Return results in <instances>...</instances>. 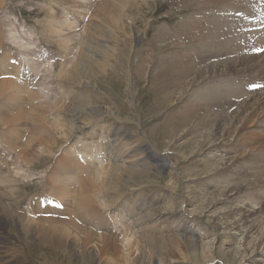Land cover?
Returning <instances> with one entry per match:
<instances>
[{
  "label": "rangeland",
  "instance_id": "374dc122",
  "mask_svg": "<svg viewBox=\"0 0 264 264\" xmlns=\"http://www.w3.org/2000/svg\"><path fill=\"white\" fill-rule=\"evenodd\" d=\"M0 1V47L12 42L16 49L29 55L44 48L53 56L49 63L38 67L41 79L37 88L5 76L11 86L0 97L3 112H7L11 97L28 99V92H33L35 103L46 105L41 113L39 107L32 105L34 114H42L48 123L52 122V130H47L51 146L40 153L33 167L18 168L20 171L14 167L9 138L4 136L8 134V126H0L3 130H0V141L3 138L7 141L4 152L5 162L10 163L8 169L12 170V177L17 170L21 172L17 180L19 191L14 193L17 197H0V216L6 223V227L0 229V235L4 236L6 245L18 243L26 254L25 257L20 254L18 264H89L54 243H45L35 237L17 216L21 214V203L24 206L28 201L25 197L44 187L45 172L49 174L50 168L55 166V154L85 130L86 134L94 130L92 137L86 136L87 141H100L104 137L106 144L111 142L119 150V155L126 154L121 159L128 160L121 163L119 158L116 161L111 158L110 162L87 173L85 185L89 187L93 179V191L89 192L91 198L85 203L93 201L94 216H98L101 209L113 207L123 197L132 201L133 209L141 203L149 209L161 205L164 212L170 208L177 211L171 219L166 220L163 216L142 229V238H137L138 233L132 231L133 220L127 224L129 227L126 223L121 224L112 235L97 232L98 236H113L112 240L119 247L112 246L104 252V242L99 238L82 243L81 253L91 249L89 242L99 243L95 252L99 262H105L109 257L111 264H116L118 258L124 259L125 264H147L151 258L146 248L159 238H168L172 226H181L180 231L198 239L200 247L193 250L183 243L179 245L178 253L160 252V255L174 259L171 264H264V243L258 250L248 249L239 259L233 252L241 248L242 237L233 232L223 234L201 214L202 211L213 214L224 210L226 206H215L207 199L211 193L228 187L240 190L244 199L241 203L247 202L260 209V198L264 201V156L251 161L245 156L264 139L255 138L251 133L247 143H241L248 131L257 130L256 125L251 124L248 130L242 129L228 140H218L216 145L191 156L185 157L181 151L187 146L180 149L183 142L204 138L216 125V116L191 98L202 83L201 79L194 83V75L202 66L199 61L205 64L210 55L205 52L195 56L194 52L200 53L198 42L202 30L211 24L212 16L204 15L226 9L224 6L228 5L225 4L231 0H132V5L119 20L106 19L98 12L100 16H97L95 6L99 0ZM234 1L239 3V0ZM250 2L258 8L256 15H261L264 7ZM84 14L87 18L76 19ZM250 16H253L252 12L248 13ZM195 28L199 29L198 33ZM92 45L96 52L90 49ZM69 70L72 73H66ZM228 79V85L222 82L215 86L216 89L219 91L221 87V91L233 92L234 82L241 78L229 76ZM21 121L18 126L23 124ZM77 124L86 129L72 135ZM26 131H29L28 127ZM256 151L254 149L253 156ZM116 163L124 166L114 172L111 166ZM223 163L227 164L224 169ZM1 172L7 175V168ZM78 177L83 178L81 174ZM72 193L65 190L50 195L71 207L74 204ZM10 202H18V208L16 203ZM226 204L231 206L233 202ZM5 206L8 211H4ZM164 225L168 227L160 229ZM122 228L120 234L123 235H116ZM152 248L158 251V247ZM8 252L11 253L10 248Z\"/></svg>",
  "mask_w": 264,
  "mask_h": 264
},
{
  "label": "bare ground",
  "instance_id": "6f19581e",
  "mask_svg": "<svg viewBox=\"0 0 264 264\" xmlns=\"http://www.w3.org/2000/svg\"><path fill=\"white\" fill-rule=\"evenodd\" d=\"M240 2L244 3L245 6L240 5ZM132 3V0H99L95 6V12H98L101 15L103 14L106 19H113L114 17L119 20V16H122V14L125 15L127 7L131 6ZM225 5H228L224 7L227 11L230 10V13H234V11H241V9L249 10L252 12L253 16L258 13V8L252 6L250 0H239V3L231 0ZM98 13L97 16H100ZM210 20L211 24H208L209 26L205 24L206 27L202 30L201 39L198 42V46H200V53L193 51L194 55L196 54L195 56L205 52L210 55L208 56V60L205 64L202 60L199 61V65L202 66L194 75V83L200 79L202 83L199 81L200 84L191 98H193V102L206 107L209 113L215 115V121L217 122H215L216 125L210 134H207L204 138L189 139L181 144L180 149L187 146L186 149L181 150L185 157H187V155L191 156L197 154L201 152V150H205L212 145H216L218 140H228L238 131L242 129L248 130L251 127V124H255L257 130L252 132L248 131L245 137L241 140V143L246 144L248 137L252 135L255 138L259 136L264 139V133H259L260 130H264V90L258 92H246V90L241 91L239 88L236 92H230L228 89H222L221 91V87L219 91L216 89V87L220 86L222 82V84L228 85L227 81L229 80V76H240L241 79L264 82V32H258L257 34L252 28L248 29L250 25L243 24L240 26L230 16H223L221 18L212 17ZM198 31L199 29L195 28V32L198 33ZM93 46L94 45H92L90 49L96 52V47L94 48ZM71 70L66 73H72ZM224 73H227L225 77ZM4 77H0V97L11 86L10 81L8 79H4ZM32 93L33 92H28V99L24 98L23 100L18 96L11 97L9 99L8 108L10 111L7 112H3V104L2 102L0 103V126L4 128L8 126L6 127L8 130H6L8 131L10 143L9 147L10 150H12L13 158L15 159V161H13L15 165L14 167L17 169H23L24 166L27 168L33 167L40 153H44V151L48 150V147L52 144L51 136H49L47 132L48 129L52 130V122L48 123V120L42 114H34L32 108V105L39 107V113H41L42 110L46 109V105L40 103L36 104V100L33 98ZM241 94H246V96ZM249 94H251V97H249ZM231 95H234L233 99L235 100L232 99ZM21 120L23 121V124ZM76 120L78 123L80 122V120ZM20 121V124L22 125L18 126ZM26 127L29 129L28 132L26 131L27 133H25ZM85 129L86 128H82L80 124H77L74 126L72 135H74L75 131L82 132ZM111 149L112 156H114L112 159H115L114 161L119 158L121 163L128 162L127 158L121 159V157H126V154L119 155V150L115 146H112ZM254 149L257 151L256 155L253 156ZM263 156L264 141L256 144L255 148L252 147L245 157L251 161L259 160ZM10 157L12 158V156ZM4 163V165L0 164V197L2 195H6L3 196L5 198L7 196L17 197L14 193L19 191V183L17 180L18 176L21 175V172H18V169L12 177V170L10 171V169H8L9 162ZM61 163L65 165L67 160H60L55 167L53 166L54 168L52 169L53 171L51 172L50 177L47 179L45 190L51 193H60L65 190L71 191L72 193L73 191L72 197L70 195L69 196L71 197V200H73L74 204L72 205L70 203L72 205L71 207L68 206L65 212L58 211L57 214H38L37 212L41 213V211L35 210L32 214L21 212L22 215L17 214V216L24 227L31 231L35 237L45 241V243L52 242L62 250L84 259L89 262V264H111V259L107 256L108 260H104L105 262H99L97 260L95 252L97 251L99 243L94 244L89 242L91 244V249L88 250V253H81L80 251L82 243L90 240H98L99 238L102 242H104V252L108 251L109 247L112 246L117 249L119 245L116 241L112 240L113 236H98L96 235L97 232L89 226L91 220L88 222V217H95L91 209L93 207V201L87 205L85 202L91 198L89 192L93 191V179L90 180L89 187L85 185V182L88 179L87 174L82 176L83 178L78 177L80 179H69L65 177L64 167L60 166ZM122 166H124V164L116 163L112 164L111 167L115 172L116 170L120 171ZM226 166L227 164L223 163L222 169ZM3 168H7V175L4 173L6 176H4L1 172ZM231 168L232 167L228 169ZM60 170H62V172ZM30 172L31 171H29V173ZM91 172L94 171L92 170ZM23 176L26 177L25 175ZM76 181L78 182V189ZM116 189L117 187H115V190ZM232 189H229V187L223 188L219 190V192L215 194L211 193L208 196L207 200L210 204H214L215 206L224 205L226 206L224 210L213 214L211 212L202 211L201 214L206 217V221H208L209 224H212L223 234L233 232V235H240L242 237L240 239L242 251L240 250L241 248H236L233 252V255H236L237 258L240 259L243 257L244 252L249 251L248 249H252L253 251L258 250V248L264 243V201L263 199L261 200L260 195H258L261 206L260 209L257 207L254 208L247 202L241 203L244 199L241 197L240 190L234 191ZM158 199L159 198H157V200ZM228 202H233V205L227 206L226 203ZM163 206H165V204ZM4 211H8L6 206ZM165 211L167 212L162 210L161 205L157 206L155 209L142 207L141 203L139 204V207L136 205L134 209L135 217L132 221V231L134 233H138L135 236H137V238H142V229L147 228L149 224L163 218V216L167 218L166 220L171 219L177 210L170 208L165 209ZM155 216L157 219H153ZM3 220L4 219L0 216V229L6 227V223ZM50 221L52 222L50 223ZM167 225L162 226L160 229L167 228L169 226ZM127 227L129 226L127 225ZM180 229L181 226H172L171 229L168 230L172 233H170L171 235H168L170 238H159V241H153L152 246L149 245L146 248L149 250V256L151 258L147 264H171L174 259H168L169 257L160 255V252L167 250L169 253H178L180 250L178 247L183 243H186V246L193 250L194 248L200 247L198 239L194 236L187 237V234H185L186 232H181ZM127 231L128 228L126 233H124V236L127 235ZM115 234H117V232ZM121 234L119 233L118 235ZM3 237L0 239V256H10L8 259L15 257L20 259L22 256L20 254L23 253L21 245L15 242L10 245H6ZM185 239L187 241H185ZM153 246L158 247V249H156L159 252L155 251L152 248ZM8 248L11 249V253L8 252ZM25 256L26 254H24V257ZM19 259L14 264H18ZM115 263L125 264V260H119L118 258Z\"/></svg>",
  "mask_w": 264,
  "mask_h": 264
}]
</instances>
